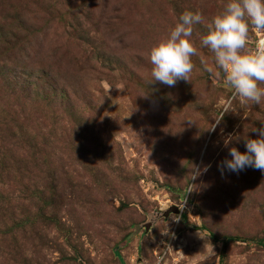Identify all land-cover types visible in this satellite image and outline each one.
I'll list each match as a JSON object with an SVG mask.
<instances>
[{
    "label": "rangeland",
    "instance_id": "obj_1",
    "mask_svg": "<svg viewBox=\"0 0 264 264\" xmlns=\"http://www.w3.org/2000/svg\"><path fill=\"white\" fill-rule=\"evenodd\" d=\"M224 2L0 0V264H264V172L217 167L264 98L203 69L202 25L189 81L147 84L179 15Z\"/></svg>",
    "mask_w": 264,
    "mask_h": 264
},
{
    "label": "clouds",
    "instance_id": "obj_2",
    "mask_svg": "<svg viewBox=\"0 0 264 264\" xmlns=\"http://www.w3.org/2000/svg\"><path fill=\"white\" fill-rule=\"evenodd\" d=\"M195 25L205 29L199 36V44L212 53L214 67L194 46ZM250 26L264 31V0H225L222 10L207 21L199 11H183L166 37L148 50L151 69L147 84L159 82L172 87L180 80L189 81L193 69L191 57L199 55L205 71L220 70L234 97H239L242 102L259 104L264 98V88L260 86L264 84V35L258 36L252 47L247 48ZM148 94L141 96L147 98ZM228 109L226 105L224 112ZM251 130L257 135L243 137L244 151L235 146L228 147V157L217 165L221 175L225 171L237 173L246 167L264 172V119L259 129L252 127ZM228 142L229 138L224 140L225 146ZM206 170L207 167L203 169ZM199 174L200 170L194 169L190 178Z\"/></svg>",
    "mask_w": 264,
    "mask_h": 264
},
{
    "label": "water",
    "instance_id": "obj_3",
    "mask_svg": "<svg viewBox=\"0 0 264 264\" xmlns=\"http://www.w3.org/2000/svg\"><path fill=\"white\" fill-rule=\"evenodd\" d=\"M178 211V208L177 207H175V206H172V207H170V208H167V210H165L164 212H163V215L164 216H167L168 214H169V212H177ZM148 223H146L145 224V229H147L148 228Z\"/></svg>",
    "mask_w": 264,
    "mask_h": 264
},
{
    "label": "trees",
    "instance_id": "obj_4",
    "mask_svg": "<svg viewBox=\"0 0 264 264\" xmlns=\"http://www.w3.org/2000/svg\"><path fill=\"white\" fill-rule=\"evenodd\" d=\"M230 239H234L233 236L231 235H228V236H225L224 237V240L227 241V240H230ZM261 244H264V233H263V236L261 237V239L258 240Z\"/></svg>",
    "mask_w": 264,
    "mask_h": 264
},
{
    "label": "built area",
    "instance_id": "obj_5",
    "mask_svg": "<svg viewBox=\"0 0 264 264\" xmlns=\"http://www.w3.org/2000/svg\"><path fill=\"white\" fill-rule=\"evenodd\" d=\"M261 35H264V33L262 34L261 32H259V36H261Z\"/></svg>",
    "mask_w": 264,
    "mask_h": 264
}]
</instances>
